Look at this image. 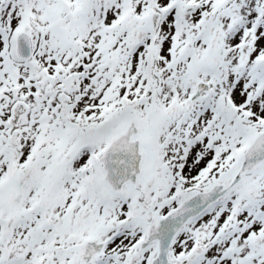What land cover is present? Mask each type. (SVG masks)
Instances as JSON below:
<instances>
[{
	"label": "snow or ice",
	"instance_id": "1",
	"mask_svg": "<svg viewBox=\"0 0 264 264\" xmlns=\"http://www.w3.org/2000/svg\"><path fill=\"white\" fill-rule=\"evenodd\" d=\"M0 264H264V0H0Z\"/></svg>",
	"mask_w": 264,
	"mask_h": 264
}]
</instances>
